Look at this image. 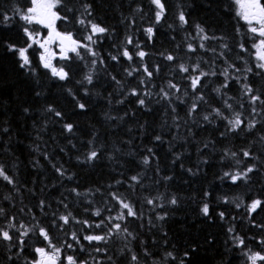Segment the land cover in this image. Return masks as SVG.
Returning <instances> with one entry per match:
<instances>
[{
    "label": "trees",
    "instance_id": "16d2710c",
    "mask_svg": "<svg viewBox=\"0 0 264 264\" xmlns=\"http://www.w3.org/2000/svg\"><path fill=\"white\" fill-rule=\"evenodd\" d=\"M90 2L93 3L94 15L89 19L106 25L112 33L97 46L105 65L98 64L93 69L91 56H86L83 61L74 53H68L72 57L70 60L60 59L61 54L54 56L53 65L72 67L74 75L71 82L58 81L42 67L39 60L41 51L37 46L29 49L36 75L21 69L16 55L0 46V164L14 178L18 190L0 181V207L5 208L8 217L15 216L18 222L31 223L35 214L37 219L50 226L53 242L64 248L60 264L68 254L85 259L88 264H96L97 260L100 264H113V261L115 264H130L132 253L124 249L126 243L139 256L140 264H180L186 251L189 256L185 264H246L242 249L234 246L231 236L264 237V229L253 227L246 211V205L252 199H264V141L260 140L264 135V111L253 117L248 97L243 96L240 84L233 80L229 89L224 90L233 98L229 103L242 113L246 121L255 119L257 128L251 133H226L225 121L215 117L212 124L204 121L203 116L210 113L211 107L223 108L222 99L227 98L217 96L213 91L223 80L222 76H217L208 78L206 86L200 90L208 103L201 102L197 112L189 116L188 109L195 94L189 81L183 78L187 74L180 73L176 65L185 63L191 66L200 62L201 68L207 70L209 64L204 61H214L212 67L218 71L227 66L223 59H215L211 52L199 48L195 53L187 50L188 43L194 46L200 43L192 38L196 34V24L204 26L209 35L225 38L223 43L229 46L226 57L229 63L241 69L250 66L254 72L257 61L253 44L258 37L248 32V25L236 15L238 7L233 0H166V16L159 24L155 22V9L150 0ZM29 3L30 0H0V12L7 11L12 15L13 6ZM261 3L264 4V0ZM181 7L189 15V24L184 27L179 26L176 15ZM138 8L141 11H137ZM24 27L37 32V26L25 25L16 17L10 27L0 26V42L23 46L27 40L22 31ZM147 27L154 28L155 35L151 40L144 32ZM56 29L61 32L71 30L74 38L85 34L79 25L63 21L56 22ZM128 36L133 38L134 43L138 41L148 53L143 63L150 69L157 65L160 67V72L154 73L147 88L140 85L142 70L131 77L127 75L126 69L142 63L138 57L134 56L132 62L123 57L119 62L110 58L125 46L132 52L137 50L133 45H125ZM241 43L248 49L246 52L240 50ZM207 44L216 47L218 52L222 50L219 48L220 40H210ZM162 53L172 54L177 59L169 62ZM89 71L93 72L94 84L87 85L90 92L84 95V86L77 81ZM235 75L242 78L243 73ZM113 76L121 83L117 84ZM169 80L181 88L171 103L153 95L151 99L146 98L150 110H145L136 103L137 97L128 95L132 88L157 94L161 87L166 88ZM247 83H251L257 92H264V79L261 77L249 75ZM68 88L76 94L77 100L87 104L86 111L76 107V100L68 94ZM37 92L41 95L37 96ZM121 100L124 102L120 103ZM240 104L243 108L239 107ZM49 105L62 112V120L46 111ZM26 108L27 112L24 111ZM257 108L261 106L257 104ZM225 114L231 115L226 109ZM64 123H72L74 133L66 132ZM5 128L7 132L3 131ZM157 135L162 137L163 142L155 140ZM205 144H208L207 148ZM149 148L155 157L145 166L142 158L152 156ZM90 149L101 152V157L92 163L86 162ZM242 150H251L259 159H245L242 165H236L234 160L224 156L225 151H235L237 158L242 159ZM248 164H255L259 169L248 183L241 181L234 185L227 178L221 179L225 171L240 170ZM54 165L62 166L66 176L70 175L72 179L61 177ZM133 175H140L141 183L129 187V178ZM168 176L172 179L165 180L164 177ZM117 180L124 183L117 184ZM72 188L91 194L76 196L70 191ZM109 192L130 198L137 211L143 213V219H128V229L135 239L113 237L107 245H93L82 240L85 251H79V246L75 251L67 249L64 242H74L64 231L52 226V213L71 211L77 219L98 221V217L91 215L96 208L101 209L105 216L115 214V201L111 200ZM205 193L208 195L205 196ZM146 196L161 197L164 207L146 204ZM172 196L178 200L175 206L168 203ZM64 197H67V210L59 203ZM224 199L229 203L225 204ZM41 200L45 201L47 215L37 207ZM206 202L210 205L211 218L200 211ZM109 207L113 208L112 213L107 212ZM29 209L32 211L29 212ZM220 212L225 213L223 220ZM158 214H166V219H156ZM252 215L255 223H264V212ZM6 223V220L0 219V227ZM65 227L70 233L82 226L73 224L70 228ZM230 227L234 228V233H229ZM88 233L103 234L101 229L94 228L83 229L78 235L82 237ZM40 239L34 235L26 238L24 252L19 256L15 255L18 251L16 247L9 252L4 247L6 242H0V264H30L38 258L34 247L44 246ZM245 243L253 250L260 248L251 239H246ZM94 247L106 248L107 254L96 253L92 250ZM145 248L151 253L150 257L144 256ZM193 248L195 252H192ZM121 249H124L123 255ZM166 252H172L176 259L163 261ZM9 255L13 257L11 260L7 259ZM108 256L112 259L109 260Z\"/></svg>",
    "mask_w": 264,
    "mask_h": 264
},
{
    "label": "snow or ice",
    "instance_id": "6c2138e0",
    "mask_svg": "<svg viewBox=\"0 0 264 264\" xmlns=\"http://www.w3.org/2000/svg\"><path fill=\"white\" fill-rule=\"evenodd\" d=\"M233 2L238 6L236 15L248 25V32L261 38L259 39L258 43L253 44V47L256 49V71L254 72L253 68L250 66L241 69L236 64L229 63L226 59L229 46L227 43H223L225 38L223 36L218 37L215 34L209 35L208 30H206V28L200 24L195 25L196 34L192 37L193 39H198L200 43L197 46H194L192 43H188L187 50L189 52L195 53L197 48H199L205 52H211L214 54L215 59H223L227 66L218 71L212 67L214 61H204V63L209 64V68L207 70L201 68L200 62H197L191 66L186 65L185 63H178L176 67L180 73L187 74L183 78L189 81L191 91L195 94L193 97V103L188 109L189 116L197 112L201 102L208 103V101L205 99V96L200 91L206 86L207 79L210 77L222 76L223 80L219 83V86L213 89V91L217 94V96L227 97L226 99H222L223 108L211 107V105H209V107H211V111L209 114H205L203 116V120L209 124L214 123V117L225 121L226 133H251L253 129L257 128V121L255 119L249 121L243 119L242 113L238 111L232 103H229V101L233 98L228 96L227 92L224 90L229 89L230 83L235 80L238 84H240L243 96L248 97V103L251 105L250 111L253 117L259 116L261 112L264 111V92H257L251 83H247L249 75L259 76L264 79V4L261 3V0H233ZM150 3L155 9V22L159 24L166 16V0H150ZM137 11L141 10L138 8ZM11 12L12 15H9L7 11L0 12V26L10 27L13 19L18 17L19 20L23 21L25 25L38 24L48 29L47 36L43 39H39L38 37L40 36V33L36 32L30 27H24L22 31L27 40L23 46L18 43L8 41L0 42V46H3L8 52L14 53L16 55L20 62L19 67L24 69L25 72H30L33 75H36V69L33 66V61L30 59L29 55V49H32L35 45L39 49L43 50L39 53V60L42 67L44 69H48L51 73V76L56 78L58 81L71 82L74 75L72 67L68 65L56 66L52 63L55 53L51 52L50 46L53 43H58L61 53L60 59L62 60L72 59V57L68 56V53H74L75 57L82 61L85 60L86 56H91L92 60L90 61V64L93 69H95L98 64L101 66L105 65V59L100 55L97 46L102 44L104 39L110 37L112 33L106 25H102L101 23L95 22L93 19H89V17H93L94 15L93 3L90 2V0H30V3L26 6H19L18 4L13 6L11 8ZM176 15L180 27H184L189 24V15L185 10H183L182 7L180 10H178ZM57 21H63L65 24L79 25L85 34L82 37L77 36V38H74L73 32L71 30L63 32L57 31ZM169 27H171V25H169ZM237 31L239 32V29H237ZM144 32L149 40H151L155 35L153 27L145 28ZM210 40H220L221 44L219 45V48L222 50L218 52L216 47L207 44V42ZM124 43L125 45H133L137 50L132 52L127 46H125L117 54L110 55L111 60L119 62L120 57H123L129 62H132L134 56L138 57L142 63L135 67L126 69L127 75L131 77L134 73L142 70L143 77L139 78L140 85H144V87L147 88L149 82H151L154 78V73L160 72V67L157 65L153 69H150L146 63H143L148 53L141 48L138 41L134 43L131 36H128ZM239 47L242 52H246L248 50L242 43L239 45ZM161 55L169 62H173L177 59V57L172 54L162 53ZM235 73H243L242 78L241 76L235 75ZM112 79L116 80L114 76ZM202 81L204 83H202ZM77 83L84 86V95H89L90 90L87 85L94 84L93 72L89 71L83 76V79L77 81ZM116 83L120 84L121 82L116 80ZM67 91L68 94L72 96L73 100H76V107H78L81 111H86L87 104L77 100L76 94L73 93L71 88H68ZM180 92L181 88L176 83L169 80L167 82L166 88L161 87L159 89V93L157 94L152 93L150 90L132 88L128 95L137 97L136 103L141 108L150 110L147 106L146 98L151 99L153 95H159L160 99L171 103L175 93ZM184 94L187 95V90H185ZM36 95L40 96L41 92H37ZM177 99L179 98L177 97ZM119 102L123 103L124 101L121 100ZM181 103H183V101H181ZM257 104H259L261 108L258 109ZM239 107L243 108V104H240ZM225 109L228 113H231L230 116L225 114ZM24 111L27 112L28 109L26 108ZM46 111L52 113L55 117H59L61 120L63 119L62 112L55 109L51 105L46 108ZM173 111H175V108H173ZM125 115H127V113H125ZM110 119H116V117H110ZM63 128L68 133H74V125L72 123H64ZM3 131L7 132L8 129L5 128ZM221 135L224 136L225 133H221ZM155 140L163 142L160 135L155 136ZM260 140L264 141V135H261ZM204 147L207 148L208 144H205ZM148 152L151 153L152 156H144L142 158V163L145 166L149 165L152 162V159L155 157V153H153L151 148L148 149ZM224 156L234 160L236 165H242L245 159H259V157L255 156L251 150H242V159L237 158L238 153L235 151H225ZM100 157V151L96 149H90L86 155V162H95ZM176 159H180L179 155L176 156ZM206 162L207 161H205V163ZM173 163H175V161H173ZM54 167L56 172L61 177H66L69 180L72 179V176H66V171L63 170L62 166L56 167L54 165ZM188 171L191 172V169ZM257 171H259V169H257L255 164H248L244 165L240 170L225 171L221 179L227 178V180L234 185L241 181L248 183L252 179V174L256 173ZM164 179L171 180L172 177L168 176L164 177ZM129 180L131 181L129 187H132L133 184L139 185L141 183L140 175H133L129 178ZM0 181L6 182L7 185H12L13 189L17 190L14 178L9 174L8 170L3 164H0ZM116 183L122 184L124 182L117 180ZM70 191L76 196H88L91 194L90 192L81 193L76 188H72ZM97 191H99V189H97ZM108 195L111 197V200L115 201V214L105 216L101 209L96 208L91 212V215L98 217V221L77 219L72 215L71 211H66L64 214H57L56 212L52 213L54 217L52 226L64 231L65 234L69 236L70 241L74 242L71 243L65 241L64 244L67 249H72L75 251L76 246H79V251H85L82 240L93 245H107L113 237H119L121 239L130 237L135 239L134 234L128 229V219H143V213L137 211L136 205L131 201L130 198L123 197L117 194V192H109ZM207 195L208 193H205V196ZM5 199H10V197H5ZM66 200L67 197H64V199L60 200L59 203L62 204L67 210L68 204L65 203ZM144 200L146 204L152 205L153 207H164V203L160 202L162 201L161 197L146 196ZM223 202L225 204L229 203L227 199H224ZM88 203H91V201H88ZM168 203L175 206L178 204V200L175 196H172ZM239 206L240 205L238 204L237 207ZM37 207L40 208L41 213L47 215V213L44 211L46 207L45 201H39ZM48 207H50V205H48ZM20 211L23 212L24 209L21 208ZM31 211L32 210L29 209V212ZM85 211L88 212L89 209H85ZM200 211L205 217L211 218L209 203H204L200 208ZM246 211L249 214L250 221H252V226L259 229H264V223H255L254 217L252 215L258 214L259 212H264V199H252L251 202L246 205ZM107 212L112 213L113 208H107ZM219 216L223 220L225 218V213L220 212ZM0 219L7 221L4 226L0 227V242H6L4 243V247L9 252H11L13 247H16L18 251L15 253V255L19 256L24 252V247L27 243L26 238H28L30 235H34L41 238L39 242L44 246L34 247V251L38 258H34L30 264H60L64 248L57 246V244L53 242L51 227L37 219L35 214L32 215L31 223L18 222L15 216L8 217L5 208L0 207ZM156 219L163 221L166 219V214H158ZM233 219H235V217H233ZM56 221H60L62 223L57 224ZM73 224H80L82 227L80 230H73L69 233L65 226L70 228ZM149 224H152L151 220H149ZM94 228L101 229L103 234L88 233L84 234L82 237L78 235V232L83 231V229ZM228 231L229 233H234L235 230L233 227H230ZM17 233L18 235H16ZM231 239H233L235 247L242 249V255L248 264H258V262L264 264V237L257 239L255 236L241 237L236 234L231 236ZM246 239L255 241V243L260 246L259 250H253L252 247L247 245L245 243ZM47 249H51V251H48ZM124 249H127L129 253H132L130 264H140L139 256L132 252L131 247H129L127 243L125 244ZM124 249H121L122 255L124 254ZM92 250L96 253L104 254H107L108 251L106 248L100 247H94ZM192 252H195V248L192 249ZM143 254L144 256H151V253L147 248L144 249ZM188 256L189 253L186 251L184 253V258L186 259ZM12 258V255L7 257L8 260H11ZM93 259L96 258L94 257ZM108 259L111 260L112 257L108 256ZM169 259L175 260L176 256H174L172 252H166L165 256L163 257V261H167ZM185 259H181L180 264H185ZM63 264H88V261L85 259H78L76 256L68 254L63 257ZM96 264H100V261L97 260ZM113 264H115L114 261Z\"/></svg>",
    "mask_w": 264,
    "mask_h": 264
},
{
    "label": "rangeland",
    "instance_id": "374dc122",
    "mask_svg": "<svg viewBox=\"0 0 264 264\" xmlns=\"http://www.w3.org/2000/svg\"><path fill=\"white\" fill-rule=\"evenodd\" d=\"M237 7H238V6H237ZM33 25L37 26V28H35V29L37 30L38 33H40V36L38 37L39 39H43V38H45V37L47 36L48 29H46V28H44V27H42V26H40V25H38V24H33ZM40 31H42L44 34H42V32H40ZM257 37H258V36H257ZM259 39H261V38L258 37L256 43L259 42ZM50 48H51V52L55 53V56L61 54V53H60L59 46H58V43H53V44L50 46ZM40 51H43V50L40 49ZM255 52H256V49H255ZM246 264H248V262H247ZM258 264H261V262H258Z\"/></svg>",
    "mask_w": 264,
    "mask_h": 264
}]
</instances>
